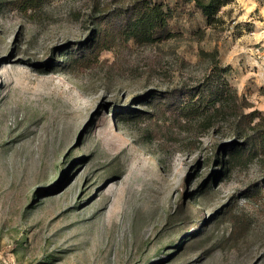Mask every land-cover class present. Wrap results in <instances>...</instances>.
Returning a JSON list of instances; mask_svg holds the SVG:
<instances>
[{"label": "rangeland", "instance_id": "rangeland-1", "mask_svg": "<svg viewBox=\"0 0 264 264\" xmlns=\"http://www.w3.org/2000/svg\"><path fill=\"white\" fill-rule=\"evenodd\" d=\"M24 1L0 0V264H264V157L227 164L218 148L244 142L230 121L206 131L142 101L217 66L263 117L264 0H231L209 27L154 0L180 7L169 39L89 62L77 46L132 0ZM126 106L145 114L121 121Z\"/></svg>", "mask_w": 264, "mask_h": 264}, {"label": "trees", "instance_id": "trees-1", "mask_svg": "<svg viewBox=\"0 0 264 264\" xmlns=\"http://www.w3.org/2000/svg\"><path fill=\"white\" fill-rule=\"evenodd\" d=\"M33 1L35 3L37 0H25L24 3ZM230 1L177 0V3L192 4L204 19L206 26L209 27L215 22V16L219 9ZM183 7H181V11H183ZM179 11L180 7H170L156 3L154 0H132L125 6L110 10L103 17L104 19L101 17L94 23L92 33L85 43L79 45L80 48L77 46V50L88 51L85 58L82 55L80 59L89 62L101 49H111L119 40L121 42L149 43L169 39L173 35L170 31L169 21L175 18ZM60 71L64 72L65 68L62 67ZM212 71L209 80L203 82L201 86L176 88L170 92L154 91L149 97L144 96L142 101H146L148 107L152 109V113L145 114L143 111H135L126 106L121 112L116 111L117 114L123 115L118 119L127 121V119L139 118L144 114L153 116L168 112L186 120L195 119L200 128L206 131L226 119L231 122V134L244 140L242 144L233 148L230 147L231 145H223L218 148V150L221 147L224 148L229 160L227 164H230L232 160L245 159L244 161H247L255 155L264 157V116L256 115L255 111L244 114V109L248 106L246 103H239L236 91L224 79L212 80L216 71H221V69L213 66ZM217 155L218 153L215 154V158ZM184 189L185 184H183V194ZM179 204L182 206V199ZM197 229L198 227L192 226L190 231L183 234L185 236L193 235Z\"/></svg>", "mask_w": 264, "mask_h": 264}]
</instances>
